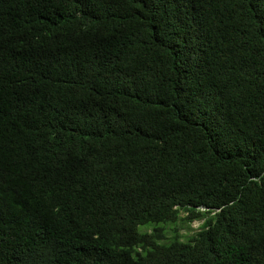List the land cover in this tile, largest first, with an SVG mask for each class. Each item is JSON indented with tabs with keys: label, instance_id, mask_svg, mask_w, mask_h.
Here are the masks:
<instances>
[{
	"label": "trees",
	"instance_id": "1",
	"mask_svg": "<svg viewBox=\"0 0 264 264\" xmlns=\"http://www.w3.org/2000/svg\"><path fill=\"white\" fill-rule=\"evenodd\" d=\"M0 264H264V0H0Z\"/></svg>",
	"mask_w": 264,
	"mask_h": 264
},
{
	"label": "rangeland",
	"instance_id": "2",
	"mask_svg": "<svg viewBox=\"0 0 264 264\" xmlns=\"http://www.w3.org/2000/svg\"><path fill=\"white\" fill-rule=\"evenodd\" d=\"M200 224H201L200 220H195V221L191 222L189 225L190 226L189 231L192 232L193 230L197 229ZM177 228L180 231V233H183V234L185 233V231H187V226L185 223L179 225Z\"/></svg>",
	"mask_w": 264,
	"mask_h": 264
}]
</instances>
